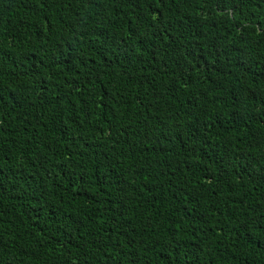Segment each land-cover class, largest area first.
<instances>
[{
  "label": "trees",
  "instance_id": "16d2710c",
  "mask_svg": "<svg viewBox=\"0 0 264 264\" xmlns=\"http://www.w3.org/2000/svg\"><path fill=\"white\" fill-rule=\"evenodd\" d=\"M0 264H264V0H0Z\"/></svg>",
  "mask_w": 264,
  "mask_h": 264
}]
</instances>
